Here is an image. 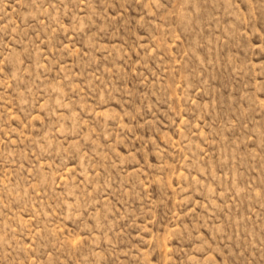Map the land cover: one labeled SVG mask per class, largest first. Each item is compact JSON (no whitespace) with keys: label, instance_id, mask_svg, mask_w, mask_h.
Returning <instances> with one entry per match:
<instances>
[{"label":"rangeland","instance_id":"374dc122","mask_svg":"<svg viewBox=\"0 0 264 264\" xmlns=\"http://www.w3.org/2000/svg\"><path fill=\"white\" fill-rule=\"evenodd\" d=\"M0 264H264V0H0Z\"/></svg>","mask_w":264,"mask_h":264}]
</instances>
